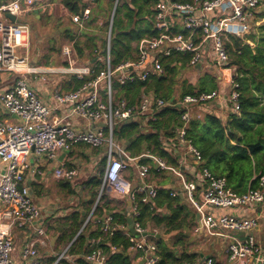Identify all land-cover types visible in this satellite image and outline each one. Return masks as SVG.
Segmentation results:
<instances>
[{
	"label": "built area",
	"instance_id": "2783aa9c",
	"mask_svg": "<svg viewBox=\"0 0 264 264\" xmlns=\"http://www.w3.org/2000/svg\"><path fill=\"white\" fill-rule=\"evenodd\" d=\"M42 1L0 2V77L10 76L13 79L11 85L0 92V264H11L15 228L29 229L32 234L22 249L21 264H42L39 247L47 244L48 237L40 224V209L27 185V162L32 155L54 161L59 154L71 150L78 143L93 148L107 147L104 185L132 199L134 217L139 214L137 196L145 194L143 202H148L159 191L146 185L135 190L124 177L130 164L146 158L160 172H168L176 179L179 186L171 190L172 197L182 196L199 216L195 230L197 234L222 244L225 255L222 264H264V245L254 234L264 223V178L260 181L259 189L244 194L234 192L225 178L213 175L206 168L199 169L203 163L201 152L186 137L187 124L192 117L201 118V115L195 114V110L215 102L221 97L220 92L186 95L170 103L152 93L143 94L138 105L128 106L125 101L115 102L113 91L115 81L124 84L134 79L146 81L151 74L161 75L163 69L157 59L161 55L169 56L172 51L192 54L191 67H198L204 62L211 63L219 71L231 69L225 44L230 36L242 37L264 0H191L185 3L159 0L154 15L159 34L141 40L137 60L117 68L112 67L110 59L111 22L103 69L78 90H55L54 108L42 101L31 85L33 81L37 79L45 83L47 78L61 76L82 79L92 77L95 71L78 62L72 46L63 48V63L59 66H38L33 63L27 38L30 29L21 24L19 18L25 10H32ZM6 14L16 16L17 21H10ZM90 16L91 9L86 8L81 15H74L72 19L82 26L90 20ZM20 49H26V53L21 55ZM102 87L106 101L101 98ZM234 88L232 81L229 102L236 113L239 111V94ZM175 105L183 110V126L176 134L178 147L192 160L190 168L185 162L181 163L184 168L169 166L151 153L131 157L114 139L116 126L134 122L148 113L155 118L157 112ZM64 108L68 109V113L62 118L58 117L57 113ZM4 115H17L21 121L7 120L2 117ZM76 118L90 125L96 124L97 128L78 129ZM138 168L139 177L144 182L149 176L150 167L142 164ZM55 175L59 179L73 180L77 172L59 168ZM257 208L258 213L252 215L250 212ZM134 228L140 235L147 232L139 223L134 222ZM116 230L127 232L125 228L115 227L106 228L105 232ZM130 240L134 244L133 250L143 254L140 260L144 264H157V247L152 241L147 237ZM97 243L96 240L92 241V244ZM68 249L58 256L54 264L73 260ZM85 260L90 264H107V257L100 250L91 252ZM187 264H216V261L211 256H205Z\"/></svg>",
	"mask_w": 264,
	"mask_h": 264
},
{
	"label": "trees",
	"instance_id": "16d2710c",
	"mask_svg": "<svg viewBox=\"0 0 264 264\" xmlns=\"http://www.w3.org/2000/svg\"><path fill=\"white\" fill-rule=\"evenodd\" d=\"M176 1L185 3L191 0ZM158 2L95 0L98 6L104 3L110 18L113 16L110 50L113 68L137 60L135 44L159 34L154 18ZM62 4L72 15H81L85 9L81 0H62ZM74 40L75 37H72L71 41ZM225 46L230 55L229 68L233 70L234 89L239 94V111L234 113L232 109L233 113L224 121L212 113L201 115L202 108L196 109L195 114L201 115V118L192 117L187 124L186 137L201 152L203 163L199 169L206 168L213 175L225 178L230 189L244 194L259 189L260 181L264 178V23L257 28V33L245 38L231 36ZM93 47L96 49L95 45ZM75 48L79 56H87L79 40L75 42ZM89 55L93 57V53ZM101 56L105 59L106 53ZM191 58L190 53L176 51H172L169 56H159L157 62L163 73L151 74L146 81L134 79L124 84L115 81V101H125L128 106H136L143 94L152 93L170 103L173 97L178 100L186 95L219 91V82L214 74L203 75L195 85L180 83L178 78L189 69ZM102 69V62H97L92 77L77 79L72 76L70 84L73 86L67 90H78ZM177 87L181 90L180 95L176 94ZM209 105L205 104L203 110H207ZM182 114L183 110L176 105L167 106L157 112L155 118L150 117L146 121V128L143 123L147 116H141L142 119L136 122L116 126L114 139L129 142L125 149L131 157H140L148 152L169 166L184 168L176 150L177 130L183 126ZM141 162L144 164L147 160ZM150 171L160 173L155 166ZM144 197L145 194L137 196L139 214L133 219L144 230H161L149 238L157 247V264L198 261L200 254L188 248L190 233L196 227V215L185 199L181 196L172 197L170 189L159 190L156 197L148 202H143ZM97 211L102 212L101 208ZM69 221L59 234V242L69 247L68 254L73 260H63L61 264H90L85 257L95 250L106 255L107 264H133L129 251L133 250L134 244L130 239L136 237L127 236L120 230L106 233L100 224L88 225L79 233L83 225L79 213L72 214ZM168 235L172 236L166 239ZM94 240L98 243L92 244ZM139 257H143L141 252L136 255V258ZM55 260L52 259L50 264L55 263Z\"/></svg>",
	"mask_w": 264,
	"mask_h": 264
},
{
	"label": "crops",
	"instance_id": "0c3cea01",
	"mask_svg": "<svg viewBox=\"0 0 264 264\" xmlns=\"http://www.w3.org/2000/svg\"><path fill=\"white\" fill-rule=\"evenodd\" d=\"M0 2L2 1L0 0ZM81 3L85 5V9H91L90 20L82 26L73 22L72 17L74 15L70 14L68 9L64 7L62 0H43L32 10H25L24 14L19 18V22L29 27L30 31L27 34V38L30 43L32 28L30 23H27L30 20L29 16L37 19L38 22L42 21L43 16L54 19V21L51 19L50 24L51 26L54 24V26L58 27V34L63 41L61 53L65 46H72L78 59L75 42L79 40L80 47L87 55L85 58L81 57L82 60H85L81 65L93 69L97 62H102L103 64L104 57H102L101 54L105 52L106 48L105 33L107 32L108 34L109 32L113 16L110 18L105 9L104 3L101 6H98V4L95 3V0H81ZM42 8H46L44 13H34V10L42 11ZM102 28H104V30ZM72 37H75L74 41H71ZM94 45L96 46V49L93 47ZM135 46L138 48L137 44H135ZM20 53L25 54L26 49H20ZM90 53H93L92 58L89 57ZM32 61L38 66H59L63 63V57H61L60 60H55L54 57L50 58L45 64L40 63L41 57L38 56L32 58ZM185 73L191 74L193 79L191 82L189 80H183L182 82L192 85H195L203 75L214 74L217 76L221 97L211 103L207 110H203L202 108L200 114L212 113L226 121L228 116L233 113L232 106L229 102L233 70L219 71L216 70L211 63L203 62L198 67L190 66ZM71 77L72 76H61L58 77L59 80L56 79L57 77H50L51 83H48L49 78H47L45 83L36 79L31 85L35 88L42 101L47 106L54 108L55 101L53 92L55 90H62L63 92L69 91L67 89L72 88L73 86L70 84ZM12 81L13 79L10 76L0 77V92L7 89ZM101 98L103 101H106L107 99L104 87H102L101 90ZM171 101H177L176 97H173ZM67 113L68 109L64 108L57 113V116L62 118ZM142 116H147L143 123V126L146 128V121L152 117V114L148 113ZM2 117L7 120L16 121L8 115ZM76 119V127L78 129L88 130L90 128H97L96 124L90 125L87 121L78 118ZM141 119V116H139L134 122ZM146 131L148 132V130ZM118 142H120L124 148L129 144V142L119 140ZM176 150L180 157V164L185 162L186 166L190 168L192 160L188 158L178 146L176 147ZM106 154V146L93 148L87 144L78 143L73 145L71 150L59 154L54 161H49L45 157H37L34 155L29 157L27 162L26 181L27 185L30 187L33 200L40 209V224L46 230L48 237L47 244L40 245L39 247L42 264H50L52 259H57L58 256L63 254L68 248L64 247L63 244L59 242V234L63 232V226L68 222H71L69 219L74 213H79L80 218L84 219V222H81L83 224L81 230H84L91 224L93 226L100 224L104 230L109 227L125 228L127 229V232L124 231V234L127 233V236L131 235L128 229V223L129 220H131L134 225V203L129 196L120 195L110 187L104 185L103 175L106 167ZM143 159L147 160V163L144 164L149 166L151 170L154 166L153 162L149 159L142 158L137 160L136 163L130 164L124 172V177L131 182L135 190L144 185L148 188H158V190L178 189L179 185L176 179H174L171 174L167 176L165 174L166 172L161 173L159 170L160 173L158 174L149 171L148 178L142 182L139 177L138 167L143 164L141 162ZM59 168L68 171L75 170L77 175L73 180L59 179L55 175L56 170ZM99 168H102V170L100 173H97ZM96 180H99L100 183ZM188 206L191 207L189 204ZM98 208H101L102 212H98ZM258 211L259 208L250 213L254 215L255 213L257 214ZM192 212L196 215L197 227L198 215L195 211ZM106 213H109V216H106ZM124 221L126 224H124ZM196 227L193 229L192 234L195 233L197 241L201 243L200 246L203 247L201 251L193 252L200 254V257H202V255L213 256L216 264L224 263L225 255L222 250V244L215 239L197 234L195 232ZM147 232H151L154 235L158 234L155 230L154 232L147 230ZM254 234L258 241L264 245V223L255 230ZM31 235L30 230L26 228L23 230H13L15 249L11 256V264H21L22 249ZM153 236L147 238L149 239ZM129 253L133 264H144V261L140 260V257L136 258V255L140 253L139 251L130 250Z\"/></svg>",
	"mask_w": 264,
	"mask_h": 264
},
{
	"label": "rangeland",
	"instance_id": "374dc122",
	"mask_svg": "<svg viewBox=\"0 0 264 264\" xmlns=\"http://www.w3.org/2000/svg\"><path fill=\"white\" fill-rule=\"evenodd\" d=\"M260 15V16H259ZM264 4L261 5V7L255 12V17L252 19L249 23L248 29L244 30V33L241 35L242 38H245L246 36H249L251 34L257 33V28L264 23ZM27 23H30V26L32 28L31 30V37H30V43H29V55L32 60L35 56L41 57V62L45 64L47 61H49L50 58H55V60H60L62 57L61 53V47L63 45V41L60 38L58 34V27L54 26V24L51 26V19L47 16H43L42 21L38 22L37 19L31 18ZM54 21V19H52ZM105 38H107V32L105 33ZM22 55V54H21ZM78 62L80 64H83L85 60H82L81 56L78 54ZM59 80V78H56ZM180 83L183 80H191L193 79V76L191 74L185 73L179 76ZM48 83H51L50 78L48 79ZM176 94H181V90L179 87L176 89ZM102 168H99L97 173H100ZM167 176L170 174L168 172L165 173ZM192 211L193 208L190 207ZM17 229V228H15ZM151 231V230H150ZM156 232H161V230L157 229ZM172 235H168L165 238L169 239ZM190 244L188 248L193 251H201L203 246H200L201 243L197 241L195 233H190ZM205 255H202V258H204Z\"/></svg>",
	"mask_w": 264,
	"mask_h": 264
},
{
	"label": "water",
	"instance_id": "95a60500",
	"mask_svg": "<svg viewBox=\"0 0 264 264\" xmlns=\"http://www.w3.org/2000/svg\"><path fill=\"white\" fill-rule=\"evenodd\" d=\"M42 9H43L42 11L41 10H34V13L35 14L44 13L46 8H42ZM5 17L7 19H9L10 21H12V22H16L17 21V17L16 16H13L11 14H6ZM12 119H14V120H16L18 122L21 121L20 118L17 115H12ZM106 216H109V213H106ZM197 220H199V216H197ZM81 222H84V219L83 218L81 219ZM128 224H129L128 229H129L130 234L133 235V236H135V237H137V238H146V237H150V236H153L154 235L151 232H145V233H143V234L140 235L139 233L136 232V230L134 228V225H133V222L131 220H129V223ZM82 231H83V229L81 230V232ZM156 237H160V235H156Z\"/></svg>",
	"mask_w": 264,
	"mask_h": 264
}]
</instances>
